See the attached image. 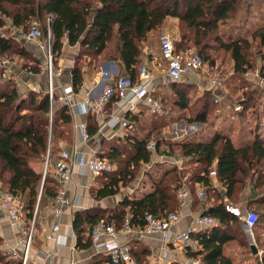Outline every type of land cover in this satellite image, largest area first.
Instances as JSON below:
<instances>
[{"label":"trees","instance_id":"trees-1","mask_svg":"<svg viewBox=\"0 0 264 264\" xmlns=\"http://www.w3.org/2000/svg\"><path fill=\"white\" fill-rule=\"evenodd\" d=\"M247 2L248 0H0V30L7 23L6 18L14 26L22 27L23 32L29 31L32 23H37L40 37L46 38L50 32L54 65L62 50L64 38L68 45H78L76 62L71 70L72 89L78 92L83 82L80 60L84 56L94 61H99L100 57L118 59L123 69L120 73L125 72L126 76L135 81L144 45L150 42V32L163 26L168 16L177 17L179 38L174 41L176 50L191 49L204 62L208 61L210 67L218 60L222 63L227 58L233 61V73L228 86L237 79L240 82L237 87L242 92L239 97L230 98L228 102L240 106L238 115L244 120L247 110L256 105L260 94H264L263 90L253 87L254 84L245 76L257 70L261 63L259 75L264 78V23L251 33V39L235 31L246 20L247 6L250 4ZM226 24L231 25L229 29L225 27ZM232 28L234 32L231 31ZM0 54L6 58L14 56L24 59V66H28V69L34 72L40 70L39 60L32 57L10 34L1 36L0 33ZM28 61L31 64L27 65ZM2 71L3 67L0 66V75ZM182 83L184 82L170 83L171 92L177 97L173 96L167 101L184 110L189 107L192 113L182 117H186L190 123L207 122L208 116L217 107L213 93L204 91L190 104L188 93L179 88ZM159 101L161 102L160 99ZM94 117L93 114L88 117L87 129L90 134L96 131ZM71 120L70 109L66 104L58 102L56 95L50 99L46 92H22L12 77L0 81V184L24 200L26 218H32L48 198L52 199L56 195L49 169L57 152L56 139L69 135L67 133ZM160 128L161 126H156L146 135L137 137L130 144V150L124 152L123 158L119 156L120 152L101 155L112 162L116 161L119 168L117 172H111L113 174H105L107 180L95 191V198L117 194L120 186H127L137 177L143 163H152L153 153L147 148L152 137L156 138V153L189 157L188 162L196 164L188 176L189 183L182 181V169L161 168L155 175L151 169L146 172V177L152 188L139 196H125L111 209L114 211L112 216L99 208L76 211L72 228L77 236V246H91V236L84 239L85 224L91 229L102 219L108 224L112 222L119 230L127 217L132 225L143 226L147 213L164 216L176 211L179 205L176 193L183 184L193 192V183L199 182L206 187L205 193L212 192V195L218 197L219 193L212 190L209 178L210 171L215 170L218 181L225 186L226 199L202 214L213 216L217 225L191 231L197 247H186V253L197 261L192 264H240L227 254L226 248L238 245L251 250V244L247 243L242 230L241 217L228 212L225 205L235 202L245 184L252 181L254 191L252 190L247 207L257 213L253 229L263 225L262 138L257 133L252 139L240 134L237 138L241 143H236L233 138L215 133L208 142L181 141L167 143L161 148V144L166 141L160 137ZM129 245L134 263L148 264L147 251L134 248V244ZM261 260L264 263V254ZM0 262L7 264L1 256ZM15 264H21V261Z\"/></svg>","mask_w":264,"mask_h":264},{"label":"crops","instance_id":"crops-1","mask_svg":"<svg viewBox=\"0 0 264 264\" xmlns=\"http://www.w3.org/2000/svg\"><path fill=\"white\" fill-rule=\"evenodd\" d=\"M247 3L250 4L247 6L246 20L243 25L238 26L235 31L240 32L241 35L251 39V33L264 23V0H248ZM6 19V25L0 30L1 35L4 36L10 34L14 39L19 41L32 57L39 60L40 70L34 72L33 70L28 69V66H24L26 61L23 59L18 58L19 61L17 58L9 60L0 54V66L3 67L0 81L6 80L2 77V73L8 69L10 78L14 77L19 80L20 86L18 89L22 92L33 90L36 92L47 93L48 74L47 65L44 61V51L46 48H50V39L46 37V41H44L40 38H30L27 36L28 32H23L22 27H16L8 18ZM230 26V24H226L225 27L229 29ZM163 31L168 32L174 41L178 40V18L168 16L163 26L158 30L150 32V35L148 36L150 42L148 44L152 47L148 48L147 42L145 43L143 53L140 56L141 65L139 66L141 67L144 65L150 72L155 74L152 95L154 97L156 96L155 98L158 100L160 99L162 102H160L163 107V112L161 114L152 112L149 107L140 102H135L128 109L121 110L116 105L114 99L107 103L105 117L103 119H99L94 115L96 131L93 134L88 133L87 127L90 113L82 112L81 104L87 98L98 96L106 84L114 81L116 77L121 76L120 74L122 73L120 72L123 69L121 68L118 59L100 57L99 61H94L90 60L89 57L84 56L80 60L83 72L82 86L78 92L72 91L71 95L77 108L74 112H71L72 120L69 125V133H67V135H69L66 138L56 139L57 152L54 155L53 162L49 169L54 187L56 188V193L59 189V182L55 174L54 161L61 149L81 152L86 156L97 155L100 157L101 155L106 156L111 152H120L121 155L119 156L123 158L124 152L130 150V144L137 137L146 135L147 132L152 131L156 126H161L160 129L162 135L160 137L166 141V143L161 144V148L165 147L167 143L181 141L208 142L215 133H221L233 138L236 143H241L237 138L240 134L243 135L244 138L252 139L257 133L264 142V94L259 95L256 105L247 110L245 119L241 120L238 115L240 106L236 103L231 104L228 102L230 98H234V96L228 92L230 87L228 86L230 82L229 78L233 73V61L228 58L223 63L218 60L213 67L209 66V68L206 67L208 62H205L204 69L200 71L202 73L201 75L199 72L194 77H184L179 80L188 85L190 83L196 84L200 81V76L208 79V82L207 79H205L206 81H203L206 83L205 86L203 85V88L204 91H211L213 93L217 107L208 116L207 122L188 123L185 119L179 117L175 122L170 123L171 119L175 117H173L170 112L167 113L162 99L165 98L164 101L167 102L168 99L171 100L174 96L170 93V83H172L173 80L168 77L167 71L165 75H161L156 69V65L160 63H164L166 66L165 60L161 57L159 42V51H153V43L155 47L157 44L156 41L158 40L159 35L164 33ZM231 31L234 32V28H232ZM78 50V45H68L66 42L63 43L62 50L57 58L53 72V90L56 96L62 95L63 90L66 87L72 88L71 70L75 65ZM262 51L264 52V48H262ZM3 62H6L7 64L3 65ZM29 63L31 64V61H28L27 65ZM258 66L257 70L249 72L245 76L247 80L254 84L253 87L255 86L264 91V78H261L259 75L261 63H259ZM217 67H220L221 73H217V70H215ZM209 70H211L212 73L215 70V74L209 73ZM123 73L127 75L125 72ZM240 92H242L241 89ZM168 102L170 103V101ZM173 105L176 108L181 109L174 103ZM170 109L172 110V107H170ZM109 115L125 116L130 121L131 127L124 128L119 124L109 126L105 123ZM81 125L85 126L86 131L89 134V138L85 140L80 136L79 128ZM170 125L173 126V128L175 127V129L177 128L178 131H174V133H171L172 135H164L165 129ZM194 131L196 132V135L191 136L195 133ZM202 131L205 133H202ZM183 133L185 135L182 136V139L181 134ZM155 140L156 138L152 137L151 141L155 142ZM152 153V163L142 164L143 173H141L142 175L140 176L139 181H136L137 183L134 182L132 185V182L128 186H120L121 192L101 199L95 198V191L105 184L107 180L105 174L111 172L94 175L90 170L82 169L78 165H74L72 168L71 180L65 188L69 202L64 207L62 214L57 215L53 212L49 207L53 198H48L32 217H35V222L27 264H109V256H107L105 252L97 251L92 245V241L90 247L83 248L77 246V236L72 228L74 213L76 211L99 208L102 211H106L108 216H112V212L114 211H111V209L125 196H131L133 194L139 196L152 188L150 180L146 177V172L151 169L153 175L157 174L161 168L166 169L176 167L182 169L183 177L181 179L182 181L186 180L188 182V176H190L192 168L196 165L188 162L189 157L184 158L180 155L158 154L155 150ZM112 163L115 165V170L112 172H115L118 170L119 166L116 161H113ZM209 178L211 179L212 190L215 189L219 193L218 197L212 195V192L209 193L208 191H206L205 197H199V188L205 191L206 187L201 186L199 182L193 183L194 191L192 192L191 189H189L191 196L190 200H180L177 196L179 205L176 212L179 214V221L172 226V230H199L198 227L194 226L195 218L198 215H201L206 209L219 203L221 200L226 199L225 186L218 181L216 175H209ZM252 190L254 191L253 182L248 181L239 192L235 202L232 201L233 205H237L243 210L247 209V202L253 194ZM242 221L243 223L241 226L246 236V240L249 244L255 245L257 253H253L252 249L246 250L243 247L234 245L226 248L227 254L235 262L240 264H264L261 260L262 255L264 254V223L261 228H255V230L261 229V231H257L259 233L254 234L253 227H248L243 219ZM111 224L114 225L112 222ZM54 225H58V230L51 238H47L46 233ZM85 225L86 231L84 233V239H88V236H90V226L87 224ZM112 238L119 243H131L134 244L132 245L134 248H142L146 250V261L148 264H170L172 262L176 264H192L197 262L195 259L190 258L187 255L186 247L188 246L182 247L172 244L165 245L162 243L160 235L137 236L135 234L125 235L118 233ZM22 241L23 236L21 232H19L18 227L12 224V221L0 208V256L3 257L4 263L15 264V262L21 261L24 251ZM134 262L135 261L133 260V264H135Z\"/></svg>","mask_w":264,"mask_h":264},{"label":"built area","instance_id":"built-area-1","mask_svg":"<svg viewBox=\"0 0 264 264\" xmlns=\"http://www.w3.org/2000/svg\"><path fill=\"white\" fill-rule=\"evenodd\" d=\"M40 30L36 23H32L27 36L30 38H39ZM3 36V35H1ZM50 39V32H48ZM67 39L64 38V42ZM159 45L161 57L165 60L167 66V75L173 81L187 77L191 78L196 76L201 70L204 69V60L191 49L186 51L176 50L174 39L167 33H162L159 36ZM48 61H47V74H48V89L47 94L50 99H53V75L52 68V55L51 49L48 47ZM6 65V62L2 63ZM8 69L2 73L4 79L10 78ZM155 74L150 72L144 65L138 69V78L134 81L126 75L118 76L114 81L105 85L101 93L96 97L87 98L81 104V111L95 115L99 119L105 117V108L107 103L115 99L116 105L125 110L131 107L135 102H140L152 112L162 113L163 107L158 99L152 95L154 87ZM15 85L19 88L20 82L13 77ZM72 88L66 87L63 94L57 96L59 102L68 105L70 112L76 110V105L71 98ZM106 124L114 126L119 124L121 127H131L130 121L125 116L109 115L106 119ZM80 136L82 139L89 138L84 125L79 128ZM150 151L155 150V142L150 141L147 145ZM78 165L82 169L90 170L94 175H100L106 172L115 170V165L107 158L97 155L86 156L85 154L77 151H70L68 149H61L54 161L55 174L59 182V189L55 197L51 200L49 207L57 215H61L64 207L68 204L69 199L66 195V185L71 180L72 168ZM209 175H216L215 170L210 171ZM180 200H190V190L183 184L177 192ZM199 197H205L203 189L198 190ZM25 203L21 197L13 194L9 190L0 185V208L3 213L16 225L23 236L24 251L21 257V264H27L29 259V250L32 242V234L34 229L35 217L26 219L24 212ZM225 209L241 217L248 227H253L257 221V213L252 209L243 210L237 205L226 204ZM29 220V221H28ZM179 221V214L176 211L167 213L164 216H154L147 213L144 216L143 226H134L130 223L129 218H125L122 227L118 230L114 225L106 223L104 220H98L90 229V236L92 245L97 251L105 252L109 256L110 263L133 264V259L130 252V245L127 242L119 243L112 237L118 233L125 235H160L163 244L178 245V246H191L197 247L196 241L191 237L192 229H184L181 231L172 230V226ZM217 225V220L208 214L198 215L195 218L194 226L201 228H212ZM58 230V225H54L47 233L46 237L51 238ZM111 237V238H110Z\"/></svg>","mask_w":264,"mask_h":264},{"label":"rangeland","instance_id":"rangeland-1","mask_svg":"<svg viewBox=\"0 0 264 264\" xmlns=\"http://www.w3.org/2000/svg\"><path fill=\"white\" fill-rule=\"evenodd\" d=\"M36 25H37V27H38V24L36 23ZM39 28V27H38ZM29 29V28H28ZM28 30H26L25 32H27ZM164 33H167V34H169L168 32H165V31H163ZM170 35V34H169ZM160 36V35H159ZM40 39H42V40H44V41H46L45 40V38H43V37H39ZM43 41V42H44ZM157 42V44H156V46L154 47V43H153V51L155 50V51H159V47H158V42H159V37H158V40L156 41ZM147 46H148V48H150V47H152L150 44H148V42H147ZM45 53V56H44V61L46 62V65H47V61H48V48H46L45 49V51H44ZM192 52H195V51H193L192 50ZM213 55H215V53L214 52H211ZM51 55H52V53H51ZM6 59H9V60H14L15 58H14V56L12 57V58H6ZM18 59V58H17ZM24 60V59H23ZM53 57H52V68H53V71H54V68H55V66L56 65H54V62H53ZM18 61H19V59H18ZM208 62V61H207ZM206 67L207 68H209V65H208V63H207V65H206ZM156 69H157V71H158V73L159 74H161V75H165L166 74V71H167V69H166V66H165V64L164 63H160V64H157L156 65ZM223 69H225V68H223ZM215 70H217V73L218 72H220V67H217V69H215ZM215 70H214V72L212 73V71L211 70H209V73H211V74H215ZM221 73V72H220ZM223 73H224V71H223ZM123 75H125L124 73H122ZM122 74H120V75H122ZM202 73L200 72V75H201ZM210 74V75H211ZM199 79H200V81H198L196 84H193V85H190V84H188V85H186V83H182V84H180L179 85V88L180 89H182V90H184V91H186L187 93H188V96H189V103L190 104H192L194 101H195V99L197 98V97H199L200 95H201V93L204 91V88H203V85L205 86L206 85V83L205 82H203V81H206L205 79H207V78H204L203 76H200L199 77ZM246 81V80H245ZM185 82H188V81H185ZM207 82H208V79H207ZM247 82V81H246ZM232 85L229 87V90H228V92L230 93V94H232L234 97H239L240 95H241V92H240V89L237 87V86H239L240 85V82H239V80H237V79H235V80H233L232 82ZM248 83V82H247ZM230 85V84H229ZM249 88H250V86H248ZM255 90H257V89H255ZM258 91V90H257ZM260 91H258V93H259ZM171 93V95H174L172 92H170ZM175 97H177V96H175L174 95V98ZM173 98V99H174ZM162 101H163V105H164V107H165V110L167 111V113L168 112H170V114H172V116L173 117H175V118H172L171 119V121H170V123H173V122H175L176 120H177V118H179V117H181V118H183V119H185L186 120V117L187 116H189L190 115V109H189V107H188V109H179V108H176L174 105H173V103L170 101V103L167 101H164V99H162ZM170 107H172V110L170 109ZM170 109V110H169ZM192 113V112H191ZM186 116V117H182V116ZM186 122H188V123H190L189 121H187L186 120ZM173 131V132H172ZM174 131H178V129L176 128L175 129V127L173 128V126H168L166 129H165V132H164V135H170L171 133H174ZM195 132V131H194ZM202 133H205L204 131H202ZM172 135V134H171ZM183 135H185L184 133L183 134H181V138L183 139ZM196 135V132L195 133H193L191 136H195ZM176 136V135H175ZM177 138V137H176ZM175 138V139H176ZM184 138H185V136H184ZM167 139V138H166ZM178 139V138H177ZM179 139H180V137H179ZM165 140V139H164ZM181 140V139H180ZM125 152H127V151H125ZM152 160H153V156H152ZM142 165H141V167H140V169H139V173H138V175H137V177L131 182L132 183V185L134 184V182H136V181H139V178H140V176L142 175L141 173H143V169H142ZM117 172V171H116ZM111 174H113V173H111ZM131 183H129V184H131ZM137 183V182H136ZM128 184V185H129ZM127 185V186H128ZM124 187V186H123ZM119 192H121L120 190H119ZM229 204H233L232 202H229ZM263 228V227H262ZM257 231H261V229H257V230H254L253 231V233L254 234H257V233H259V232H257ZM247 243H249L248 241H247ZM245 249V248H244ZM247 250V249H246Z\"/></svg>","mask_w":264,"mask_h":264},{"label":"water","instance_id":"water-1","mask_svg":"<svg viewBox=\"0 0 264 264\" xmlns=\"http://www.w3.org/2000/svg\"><path fill=\"white\" fill-rule=\"evenodd\" d=\"M251 249H252L253 253H257V249L255 248L254 244H251Z\"/></svg>","mask_w":264,"mask_h":264}]
</instances>
